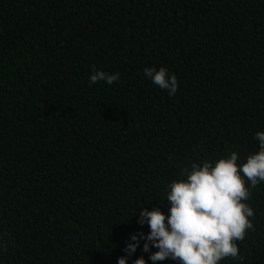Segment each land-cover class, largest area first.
I'll return each instance as SVG.
<instances>
[{"label":"trees","instance_id":"trees-1","mask_svg":"<svg viewBox=\"0 0 264 264\" xmlns=\"http://www.w3.org/2000/svg\"><path fill=\"white\" fill-rule=\"evenodd\" d=\"M259 131L264 0H0V264H153L124 251L140 209L168 214L181 169L245 163ZM246 203L244 259L220 264H264V182Z\"/></svg>","mask_w":264,"mask_h":264},{"label":"clouds","instance_id":"clouds-1","mask_svg":"<svg viewBox=\"0 0 264 264\" xmlns=\"http://www.w3.org/2000/svg\"><path fill=\"white\" fill-rule=\"evenodd\" d=\"M145 75L169 96L179 90L175 75L169 76L165 67L158 70L145 67ZM119 73H109L92 67L90 84L118 82ZM259 151L247 156L238 164L239 156L233 151L227 158L216 161L192 162L190 169H181L186 179L174 180L168 185V214L159 206L149 211L141 208L138 223L149 226V233L133 234L124 251L131 256L145 240L144 252L150 245L158 249L149 260L163 262L173 260L178 264H220L224 259H239L238 241L242 242L249 230L254 231V211L246 201L252 190L264 182V131L255 134ZM118 264H127L126 257L118 258ZM133 264H147L143 256Z\"/></svg>","mask_w":264,"mask_h":264}]
</instances>
